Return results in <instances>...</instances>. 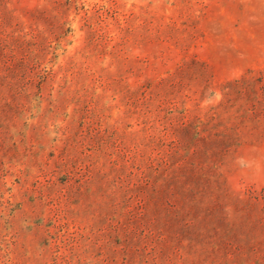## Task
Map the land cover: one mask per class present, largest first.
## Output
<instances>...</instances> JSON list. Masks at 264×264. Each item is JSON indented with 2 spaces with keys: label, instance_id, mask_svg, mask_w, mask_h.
I'll return each mask as SVG.
<instances>
[{
  "label": "rangeland",
  "instance_id": "374dc122",
  "mask_svg": "<svg viewBox=\"0 0 264 264\" xmlns=\"http://www.w3.org/2000/svg\"><path fill=\"white\" fill-rule=\"evenodd\" d=\"M0 264H264V0H0Z\"/></svg>",
  "mask_w": 264,
  "mask_h": 264
}]
</instances>
